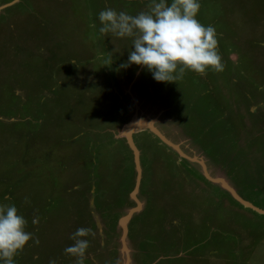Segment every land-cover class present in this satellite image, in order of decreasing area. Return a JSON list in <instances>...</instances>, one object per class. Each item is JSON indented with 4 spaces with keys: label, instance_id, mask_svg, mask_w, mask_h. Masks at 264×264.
Returning <instances> with one entry per match:
<instances>
[{
    "label": "rangeland",
    "instance_id": "rangeland-1",
    "mask_svg": "<svg viewBox=\"0 0 264 264\" xmlns=\"http://www.w3.org/2000/svg\"><path fill=\"white\" fill-rule=\"evenodd\" d=\"M199 2L224 70L176 84L99 33L149 0H0V204L33 233L15 264H74L78 228L84 264H122L136 206L128 264H264V0Z\"/></svg>",
    "mask_w": 264,
    "mask_h": 264
},
{
    "label": "clouds",
    "instance_id": "clouds-1",
    "mask_svg": "<svg viewBox=\"0 0 264 264\" xmlns=\"http://www.w3.org/2000/svg\"><path fill=\"white\" fill-rule=\"evenodd\" d=\"M200 8L199 0H171L170 4L168 0H149L135 15L108 8L99 13V33L130 40L128 60L120 67L135 64L152 73L157 82L176 83L188 71L200 76H206L209 70L219 73L224 65L217 32L215 27L205 26L197 19ZM39 222L38 216L32 220L33 225ZM27 224L14 204H0L2 264H15V257L33 240V233L26 230ZM90 235L94 233L89 228H78L70 235L73 243L65 247L64 253L74 258V264H84ZM34 243L39 244V240ZM49 264L56 261L50 260Z\"/></svg>",
    "mask_w": 264,
    "mask_h": 264
},
{
    "label": "water",
    "instance_id": "water-1",
    "mask_svg": "<svg viewBox=\"0 0 264 264\" xmlns=\"http://www.w3.org/2000/svg\"><path fill=\"white\" fill-rule=\"evenodd\" d=\"M128 131L130 132L131 130L128 129ZM133 147H134V146H133ZM136 155H137V154H136ZM138 177H139V176H138ZM221 183H222L223 185H225V184L223 183L222 180H221ZM137 184H138V183H137ZM135 188H136V185H135ZM134 190H135V189H134ZM133 193H135V191H134ZM232 193H233V195H235L234 192H232ZM133 198L135 199L137 205H139V201L136 199V197L133 196ZM136 207H137V206H136ZM136 207H135V209L131 210V211L128 213V215H126L125 220H124V223L121 222V225L123 226V236H121V242H122V250H121V252H122V255L124 254V261H123L122 264H128V263L130 262V257H129V255H128V253H127V249L125 248V244H126V222H127L128 218L131 216L132 211L137 210Z\"/></svg>",
    "mask_w": 264,
    "mask_h": 264
},
{
    "label": "bare ground",
    "instance_id": "bare-ground-1",
    "mask_svg": "<svg viewBox=\"0 0 264 264\" xmlns=\"http://www.w3.org/2000/svg\"><path fill=\"white\" fill-rule=\"evenodd\" d=\"M128 136L130 137V135H128ZM134 150H135V153H137V149L134 148ZM133 196L135 197L134 193H133ZM125 217H126V216H125ZM125 217L121 220L122 223H124Z\"/></svg>",
    "mask_w": 264,
    "mask_h": 264
}]
</instances>
